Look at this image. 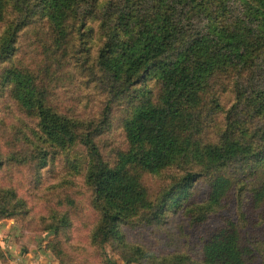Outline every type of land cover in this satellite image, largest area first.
I'll use <instances>...</instances> for the list:
<instances>
[{
	"label": "trees",
	"instance_id": "trees-1",
	"mask_svg": "<svg viewBox=\"0 0 264 264\" xmlns=\"http://www.w3.org/2000/svg\"><path fill=\"white\" fill-rule=\"evenodd\" d=\"M149 1L0 0V123L10 121V104L22 115H14L5 143L0 137V172L30 165L34 194L44 195L49 209L38 217V205L11 180L0 183V220L16 216L31 226L38 219L53 231L56 254H65L60 244L72 237L82 210L68 190L81 172L96 214L90 245L128 248L131 255L122 258L129 261L143 250L129 244L128 225L158 224L177 210L199 226L232 197L264 208V0H243L246 7L231 19L224 6L215 15L201 9L197 19L196 0ZM30 27L44 36L39 60L25 65L18 53ZM219 72L231 75L234 99L210 135L201 105L210 96L217 105L211 83ZM67 73L79 74L86 89L107 92L101 118H76L54 101ZM152 78L156 92L147 85ZM122 98L125 146L110 161L97 137L111 129L110 103ZM59 154L64 173L57 170ZM47 172L55 177L51 185ZM168 173L169 182L153 191L149 179ZM199 181L204 199L197 197ZM216 217L199 237L202 264H264L230 216ZM172 258L190 263L183 254Z\"/></svg>",
	"mask_w": 264,
	"mask_h": 264
},
{
	"label": "rangeland",
	"instance_id": "rangeland-1",
	"mask_svg": "<svg viewBox=\"0 0 264 264\" xmlns=\"http://www.w3.org/2000/svg\"><path fill=\"white\" fill-rule=\"evenodd\" d=\"M222 1V2H221ZM196 0L198 6L194 8L193 12L197 13L201 9L215 15L214 9L226 7L227 11L224 16L231 19L240 14L246 6L242 3L243 0ZM148 3L154 4L151 0ZM190 4V3H189ZM205 16V15H204ZM193 18V17H192ZM198 19V13L195 15ZM196 20V19H192ZM201 21H205L204 17ZM44 36V30L41 28H28L21 38L22 49L18 53L19 60L23 64L36 63L40 58V41ZM81 76L79 74L67 73L61 79L55 90L54 101H58L68 108V113L74 115L76 118L86 119L87 117L101 118V112L108 100L107 92L103 94L99 89H86L81 83ZM147 85L151 86L153 92L158 89V84L155 79H149ZM211 91L217 97V105L212 104L211 96L204 100L202 113L207 115L206 125L204 130L210 135L215 134L217 125L222 121L224 111L231 105L234 97L232 90V77L230 74L219 72L212 79ZM112 108L109 110L114 116L113 125L111 129L104 131L97 137L98 148L105 159L112 160L116 150L119 147H124L123 128L119 122L121 113V106L125 104V98L121 100L116 99L110 103ZM10 112L8 115V123H0V137L2 142H6L13 132L9 124L15 122V116L21 117L19 110L10 104ZM81 151V148H75L76 154ZM65 154L58 155L56 166L60 173H64ZM169 173L166 176L149 179V185L153 191H158L164 187L168 182ZM53 173H46L45 184L51 185L55 181L52 177ZM74 188L68 189L70 193L76 198L79 205L82 207L81 211L76 212V217L73 218L74 226L72 230V237L61 242L60 246L65 248V254H56V249L52 248L54 241V234L52 230L42 229L38 219L35 220L31 226L16 216L10 217L16 221V224L29 234L42 236L41 240L45 241V246L52 254L55 264H172V258L175 254L189 256V264H202L199 260L201 240L200 235L206 232L207 229L213 227L217 221L218 213L230 216L237 224L243 239L249 242L255 249L259 256L264 255V208H253L250 206L249 199L230 198L223 205L216 214H210L209 219L202 225L197 226L191 220L190 215H186L182 211L168 212L165 220L161 223H145L140 222L128 225L124 228L126 238L130 245L140 247L143 250L142 254H134L138 260L129 261L122 258L123 255L129 257L132 250L113 248L110 244L104 245V251L94 248L89 243V232L95 224L96 214L90 207L91 188L85 182L83 172L74 175ZM32 171L31 166L26 165L23 169L11 167L2 168L0 172V183L7 184L11 180L15 182L19 194L24 196L27 201L34 207L38 205L39 210L33 208L36 215L47 214L48 206L45 203V196L34 194L35 191L31 186ZM197 197L204 199L206 194L203 193L206 189L202 181L197 183ZM30 214L34 216L31 210ZM29 215L23 217L28 219ZM27 225V226H26ZM56 239V238H55ZM140 255V256H139ZM140 257V258H139ZM187 264V263H186Z\"/></svg>",
	"mask_w": 264,
	"mask_h": 264
},
{
	"label": "crops",
	"instance_id": "crops-1",
	"mask_svg": "<svg viewBox=\"0 0 264 264\" xmlns=\"http://www.w3.org/2000/svg\"><path fill=\"white\" fill-rule=\"evenodd\" d=\"M42 236L22 230L13 218L1 219L0 264H55Z\"/></svg>",
	"mask_w": 264,
	"mask_h": 264
}]
</instances>
